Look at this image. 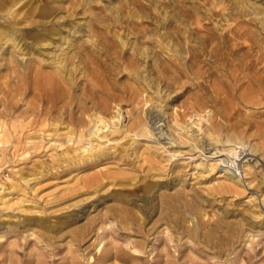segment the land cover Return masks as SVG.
Segmentation results:
<instances>
[{
  "label": "rangeland",
  "instance_id": "1",
  "mask_svg": "<svg viewBox=\"0 0 264 264\" xmlns=\"http://www.w3.org/2000/svg\"><path fill=\"white\" fill-rule=\"evenodd\" d=\"M11 25L23 39H0V264H264V0H0V30ZM57 64L63 90L48 107L30 80ZM104 126L112 132L95 137ZM227 137L249 152L241 183L220 165L205 171L214 159L193 147ZM128 204L134 227L110 217L100 243L90 231L70 244L64 225L52 238L9 230L67 214L76 228ZM189 228L237 239L216 249L188 239ZM135 238L146 242L140 259L98 257L114 244L133 252Z\"/></svg>",
  "mask_w": 264,
  "mask_h": 264
},
{
  "label": "bare ground",
  "instance_id": "2",
  "mask_svg": "<svg viewBox=\"0 0 264 264\" xmlns=\"http://www.w3.org/2000/svg\"><path fill=\"white\" fill-rule=\"evenodd\" d=\"M10 25V24H9ZM18 29L15 28L14 26L12 27H7V28H3L0 30V39H2L3 37H6L5 39H8V40H11L12 42H16V40H18V42H20V39H23V36L20 34V32H17ZM25 41V39H24ZM17 42V43H18ZM16 43V44H17ZM15 44V43H14ZM16 44L14 46H16ZM66 59V58H65ZM66 61V60H65ZM59 63H61L59 61ZM65 63V62H64ZM54 65V64H53ZM250 65V63H249ZM64 67V66H63ZM68 69V68H67ZM36 70V69H34ZM27 71V70H26ZM62 69H61V65L59 66L58 64L55 66V69L53 72H47V73H42V72H38V71H33L35 72L32 76L33 78L30 80L31 84L30 85H33L34 87L36 88H39L41 90H43V93L45 94V96L47 97V106L48 107H52L54 106V98L55 97H58L61 93H62V90H63V86H62V81H63V76L61 77V72ZM69 71V70H68ZM22 73V72H21ZM67 73V72H66ZM29 74V72H28ZM58 74V75H57ZM70 74H71V71H70ZM31 78V77H30ZM66 78V77H65ZM64 82V81H63ZM160 113V112H159ZM96 118V117H95ZM104 118L102 117H99V120L100 122L97 123L95 129H88V136L90 135H96L97 133V130H100L102 128V126L100 124H102V121ZM114 121V119H112ZM77 121V120H76ZM93 122V121H92ZM104 123H106L105 121H103ZM115 124L113 125L114 127H118L117 124H116V120L114 121ZM118 122V120H117ZM78 123L79 124H83V120L82 119H78ZM150 123V122H149ZM15 125V124H14ZM22 126V125H21ZM136 126V125H135ZM151 126V125H150ZM106 127L105 130L103 132H105L103 135H102V131H101V134L100 135H97L95 137L97 138H101V137H107V135L109 134V132L112 130H110V128L108 126H104ZM113 128V127H112ZM155 128V127H154ZM156 132H158V134H156L155 136L156 137H162V133L158 130H160V126H157L156 127ZM128 129H132L131 128H128ZM147 129V128H146ZM13 130V129H12ZM146 131V130H145ZM165 131V130H163ZM114 132V130H113ZM127 132V131H126ZM164 133V132H163ZM17 134V133H16ZM165 134V133H164ZM171 134V133H170ZM0 137H5V134L3 133H0ZM172 137V136H171ZM169 138V137H168ZM187 138V137H186ZM93 140V138H91ZM173 139V138H172ZM176 139V138H175ZM183 139V137H182ZM192 139V138H191ZM69 140V139H68ZM135 140V139H134ZM167 140V139H166ZM188 140V138H187ZM174 141V140H173ZM184 141V140H183ZM1 142H3V139H1ZM0 142V143H1ZM159 142V140H158ZM191 142V141H190ZM166 143V142H164ZM170 143V142H168ZM176 143V142H174ZM173 143V144H174ZM201 144V143H199ZM206 144V143H205ZM194 145V144H193ZM202 147L199 148V145L196 143L193 147H195L197 149V151H200V152H209V156L211 159H214L212 162H209V166L208 168H205V171L206 169H208L209 171H211L213 168L217 167V165H220L219 167V170H220V173H219V176H226L228 179H231L233 182L235 183H241L242 182V175L243 173L241 172V170H239L241 168V161H242V158L244 156H246L247 154H249V152L246 150V144L243 140L239 139V138H229L227 137L225 139V142L224 144H222L221 148L219 147L218 149H215L213 150L212 148L211 149H207L209 148V146L207 145H204L203 142H202ZM210 145V144H209ZM191 146V145H190ZM216 147V146H215ZM199 148V149H198ZM237 148H239L238 150V153H237ZM176 149V148H175ZM207 149V150H206ZM241 149V150H240ZM25 151V150H23ZM104 154V150L100 149V147H98L97 151L95 153H91L89 154L88 156V159L90 158L91 160L93 159H97L99 156L103 155ZM206 154V153H205ZM204 154V155H205ZM224 155V156H223ZM226 155V156H225ZM205 157V156H204ZM100 175V174H99ZM98 176H91L89 177L88 179H86V184L87 185H91L93 183H96V182H100L99 179L100 177ZM23 177V176H21ZM114 178V177H113ZM115 179V178H114ZM24 180V179H23ZM29 181V179H25V182L27 183ZM102 181V180H101ZM110 182V181H109ZM107 182V183H109ZM112 184H117L118 182L116 180L114 181H111ZM97 183V184H98ZM120 184H123L122 182ZM106 185V184H105ZM125 185V184H124ZM14 188H16L17 185H12ZM4 187V186H3ZM1 185H0V189L3 188ZM13 188V189H14ZM144 188H147L148 190H151L153 188L152 185H145ZM17 189V188H16ZM21 190L22 193H26V190L24 188H19ZM4 191V190H2ZM147 192V191H146ZM111 194V193H110ZM167 194V193H166ZM171 195V194H170ZM169 195V196H170ZM173 195V194H172ZM171 195V196H172ZM197 195V194H196ZM111 197H113L114 199H120V201H123L124 198H120L119 196H117V194L115 193H112L111 194ZM164 197V195H163ZM173 197V196H172ZM161 198V196H160ZM166 198V197H165ZM169 198V197H168ZM171 198V197H170ZM169 198V199H170ZM174 198V197H173ZM163 198H161L160 200L162 201ZM178 199V198H177ZM179 200V199H178ZM116 201V200H115ZM119 201V202H120ZM169 203V200H167ZM173 201V200H172ZM175 201V200H174ZM173 201V202H174ZM171 203L172 204V207H173V204L174 203ZM179 202V201H178ZM123 203V202H122ZM126 203V202H124ZM162 203V202H161ZM163 204V203H162ZM170 204V203H169ZM177 207V203H175ZM161 205V204H160ZM165 205V201H164V204L163 206ZM121 206H119V210H115L117 209V207H115L113 213L111 212V207H107L105 206L104 208H102V210L97 214V217H93L90 218L88 220V222L84 223V224H81L79 225L78 227L76 226V228H71V225L74 224L77 220H76V217L75 216H72V214H67V215H64V217H61V219L56 222V223H52L49 219L47 218H44V217H39V216H26L22 219V221L20 223H15L14 226L10 227L9 230H18L19 226H23L25 227V230L27 231H30V234H34L36 231L39 232L40 234H42V236L44 237H48V238H52V236H49V233H51L53 230H55L57 228V232L56 233H59L61 230H62V225H64L65 227H67V231H64V239H66L67 236H69L68 239H66V242L72 244V241L76 238H83L84 235H86L87 232H94V234L96 235V240H97V243H100L101 240H102V237L100 238L99 236H101V234H99V230L101 229L102 231H105L106 228H111V225H109L111 222L109 221V218L110 217H115V215H118V217L121 219V221H126L124 223V226L129 229V228H133L134 225H135V221L136 219L134 218V215H133V212H132V209L134 206H131L128 204L127 207L123 206L122 208H120ZM165 207V206H164ZM170 207V206H169ZM34 208V206H28V207H21L20 209L21 210H27V211H31V209ZM163 208V207H161ZM166 209L164 210H167V206L165 207ZM174 208V207H173ZM172 208V209H173ZM137 210V209H136ZM163 210V212H164ZM38 211V210H37ZM162 211V210H161ZM36 212V211H34ZM41 212V211H40ZM168 212V210H167ZM166 213V212H165ZM190 213V212H189ZM143 215H139V219L141 218L142 220V223L144 222L145 218H147V216H149V214L146 213V215H144L145 213H142ZM168 215V214H166ZM136 217V216H135ZM167 217V216H165ZM163 218V217H162ZM177 218V217H176ZM187 218V217H186ZM173 219V218H172ZM140 222V221H139ZM137 223V222H136ZM167 223V222H166ZM18 224V225H17ZM140 224V223H139ZM138 224V225H139ZM109 225V226H107ZM141 225V224H140ZM144 225V224H143ZM0 227H1V223H0ZM197 228V227H195ZM147 229V228H146ZM166 230V229H165ZM63 233V232H62ZM187 234H188V239L189 237H191V239L195 238V239H199L200 238V241H205L206 243L208 244H211L213 245V247H215L217 249V247H222V245H225V244H229V243H232V242H235V238L236 235L233 233H228V234H223V235H217V234H204L202 236H199V233H198V229H193L191 230V228H189L187 230ZM203 234V233H202ZM4 234L3 232L0 234V237H2ZM201 235V234H200ZM36 236V235H35ZM41 236V237H42ZM173 236V235H172ZM176 237V236H175ZM170 239L169 240H173L172 237H169ZM239 238V236H238ZM45 239V238H44ZM178 239V238H177ZM176 239V240H177ZM132 243V244H131ZM130 243V247L133 248V252H127L125 250H123L124 248L118 246V245H113L111 247L114 248V254L111 255V253L107 250H101L102 252L99 253L98 257H100L101 259H104V260H108L110 258L115 257L117 259H121V260H124V261H129L131 260V258L135 259V258H138L140 259L141 258V252H139V248H141V251L143 253H146V250H142V248H145L146 247V242L143 238H135L131 241ZM47 245H51V242H47ZM210 245V246H211ZM168 249V248H167ZM215 250V249H214ZM225 250V249H224ZM111 251V250H110ZM124 251L126 253H124ZM177 251V250H175ZM174 251V252H175ZM164 254V253H163ZM168 255V250L166 251L165 255ZM173 254V253H171ZM178 254V253H177ZM164 255V256H165ZM166 255V257H168ZM156 256L160 257L162 256V253L160 252H157L156 253ZM163 256V257H164ZM177 258H179L180 256L176 255ZM191 257V256H190ZM73 258V257H72ZM169 258V257H168ZM167 258V259H168ZM189 258V257H188ZM193 258V257H191ZM189 258V261H187L188 263L187 264H201L199 263L198 261H195L194 259H191ZM137 260V259H136ZM158 260V259H157ZM156 260V261H157ZM171 259L169 258V260H165L164 261V264H174L172 262H175L176 260L174 261H170ZM67 261V259H66ZM71 264H75V261L72 259V260H69ZM69 261L67 263H69ZM226 261V260H224ZM160 262V261H159ZM177 262V261H176ZM175 262V263H176ZM180 264H186L185 261H182V262H179ZM113 264H119V263H116V261H114ZM123 264V263H122Z\"/></svg>",
  "mask_w": 264,
  "mask_h": 264
}]
</instances>
